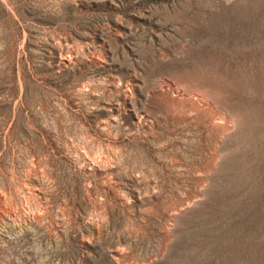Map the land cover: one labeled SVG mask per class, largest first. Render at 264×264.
<instances>
[{
  "label": "rangeland",
  "instance_id": "obj_1",
  "mask_svg": "<svg viewBox=\"0 0 264 264\" xmlns=\"http://www.w3.org/2000/svg\"><path fill=\"white\" fill-rule=\"evenodd\" d=\"M0 264H264V0H0Z\"/></svg>",
  "mask_w": 264,
  "mask_h": 264
}]
</instances>
